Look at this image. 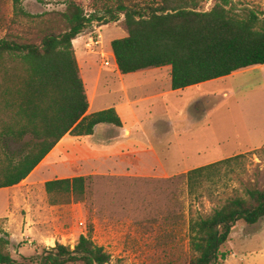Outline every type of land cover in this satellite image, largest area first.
<instances>
[{
  "label": "trees",
  "instance_id": "trees-1",
  "mask_svg": "<svg viewBox=\"0 0 264 264\" xmlns=\"http://www.w3.org/2000/svg\"><path fill=\"white\" fill-rule=\"evenodd\" d=\"M25 0H12L13 17L0 39V189L20 185L66 136H91L102 124L122 127L111 108L88 114L89 100L73 42L89 29L121 21L127 37L112 42L123 74L172 67V88L183 90L237 72L264 66V11L234 0H102L86 13L78 0H34L65 7L32 14ZM94 31V30H93ZM93 33V32H92ZM95 34V33H94ZM245 155L193 169L185 175L190 194L223 175ZM91 177L45 184L51 206L86 199ZM264 219V189L251 187L228 198L207 217L189 223V264H217L226 255L237 223ZM11 239L0 231V264L13 258ZM38 264H111V256L91 235L75 248L57 244Z\"/></svg>",
  "mask_w": 264,
  "mask_h": 264
},
{
  "label": "rangeland",
  "instance_id": "rangeland-1",
  "mask_svg": "<svg viewBox=\"0 0 264 264\" xmlns=\"http://www.w3.org/2000/svg\"><path fill=\"white\" fill-rule=\"evenodd\" d=\"M234 1L264 11V0ZM78 3L86 13L102 6V0ZM214 3L215 0H205L204 10H211ZM24 7L32 14L65 9L34 0H25ZM12 17V0H0V39ZM121 21L83 33L74 43L79 60L87 53L94 54L86 43L88 36L96 32L102 37L104 46L99 49L105 54L114 40L127 37ZM261 79L260 72L249 73L201 84L169 98L168 117L183 122L178 123V131L162 137L155 145L172 174L218 160L209 157L264 146V81L258 83ZM231 88L236 91L235 96L224 98V92ZM207 94H219L221 103L216 110H210L209 138L206 136L203 146L201 125L202 118L207 117L205 112L202 114L203 96ZM32 187L20 184L15 188L19 202L14 206V214L0 219V231L9 235L13 258L20 263L38 264L35 259L44 250L57 244L74 249L81 235H91L111 256V264H189L190 220L209 216L228 198L243 196L248 188L264 189V148L247 153L230 168L225 167L220 178L206 183L194 194L189 192L185 175L91 176L86 199L63 206H51L43 187ZM4 195L0 193L1 203L5 201ZM222 252L226 259L217 264H264V219L254 226L237 223Z\"/></svg>",
  "mask_w": 264,
  "mask_h": 264
},
{
  "label": "crops",
  "instance_id": "crops-1",
  "mask_svg": "<svg viewBox=\"0 0 264 264\" xmlns=\"http://www.w3.org/2000/svg\"><path fill=\"white\" fill-rule=\"evenodd\" d=\"M75 41L73 42L74 49ZM102 46H104L103 42ZM103 54L112 66H105L106 59L103 58ZM77 60L89 100L88 114L113 108L119 115L123 126L102 124L95 128V133L91 136L66 135L21 185L26 184L29 189L33 188L32 186L43 187L45 190V184L48 181L57 179L109 174L139 178L151 177L155 174L164 177L184 176L196 169L172 174L163 163L161 154L155 145V142L162 137L178 131V123L183 122L171 120L168 117L169 98L195 86L173 90L171 66L123 74L117 64L112 46L109 53L105 54L99 49L98 53H91V55L87 53V56L81 60L77 56ZM254 72L261 73L262 79L257 80L261 84L264 81V66L253 67L218 80L234 79ZM224 93L223 97L229 99L235 96L236 91L231 88ZM219 103H221L219 94L203 96L202 114L204 115L205 112L207 115L206 120L202 118L201 125L203 146L204 142L207 143L206 136L209 138L207 132L211 125H209L208 118L212 111L217 109ZM211 108H213L212 111H210ZM261 148L264 146L253 147L244 152H234L222 157H209L218 160H211L204 166L246 155ZM19 186L0 189V193H5L4 203L0 202L2 204L0 219L14 214V206L19 202L15 188Z\"/></svg>",
  "mask_w": 264,
  "mask_h": 264
},
{
  "label": "built area",
  "instance_id": "built-area-1",
  "mask_svg": "<svg viewBox=\"0 0 264 264\" xmlns=\"http://www.w3.org/2000/svg\"><path fill=\"white\" fill-rule=\"evenodd\" d=\"M88 37H89V39H88V41L86 43V48H88L91 52L96 53V51H97L96 49L102 45V40H101L102 37L97 32L94 35H91V36H88ZM104 57L106 59L105 62H104L105 66L106 67L112 66L111 62L103 54V58Z\"/></svg>",
  "mask_w": 264,
  "mask_h": 264
}]
</instances>
